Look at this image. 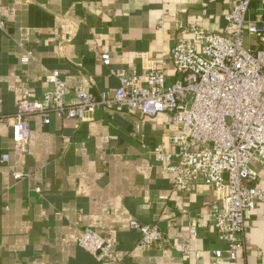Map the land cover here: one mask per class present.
Here are the masks:
<instances>
[{
    "label": "crops",
    "instance_id": "1",
    "mask_svg": "<svg viewBox=\"0 0 264 264\" xmlns=\"http://www.w3.org/2000/svg\"><path fill=\"white\" fill-rule=\"evenodd\" d=\"M238 0H0L7 28L0 30V264H113L98 262L79 246L87 229L114 243L115 264H215L225 250L211 217L221 196L205 185L176 190L154 148L177 151L186 130L168 114L98 109L84 120L30 119L31 137L17 148L11 121L18 102L37 100L46 77L63 72L67 104L77 94H114L111 68L153 70L169 59L183 25L224 33ZM250 18L264 22V0ZM161 22L163 23L161 27ZM174 80V68L168 72ZM8 156L7 162H2ZM254 166L264 173V161ZM24 173L16 180L15 173ZM136 220L158 225L166 243L139 245ZM247 249L238 262L264 264V203L247 213ZM196 237H191L190 230Z\"/></svg>",
    "mask_w": 264,
    "mask_h": 264
},
{
    "label": "built area",
    "instance_id": "2",
    "mask_svg": "<svg viewBox=\"0 0 264 264\" xmlns=\"http://www.w3.org/2000/svg\"><path fill=\"white\" fill-rule=\"evenodd\" d=\"M261 1L238 0L224 15V33L196 24L180 26L169 59L157 69H114L110 54L104 52L103 64L119 82L114 94L81 92L78 104L68 105L63 72L51 71L44 96L18 102L8 120L15 146L24 149L28 144L32 116L50 124L52 115L84 120L98 109L150 117L168 114L186 133L173 138L177 151L154 148L152 154L163 174L173 177L176 190L188 192L205 185L221 193L219 201L225 205L212 204L211 217L226 248L214 252L215 264L240 261L247 249V213L264 203V173L254 166L255 160L264 161V22L250 18L252 5ZM7 25L0 14V30ZM171 68L174 80L167 76ZM5 120L0 118V123ZM8 160L4 156L2 162ZM14 176L22 180L25 174ZM130 228L140 234L142 247L166 243L156 224L133 220ZM190 235L194 238L197 233L191 229ZM79 246L98 262L117 263L114 243L97 230H85Z\"/></svg>",
    "mask_w": 264,
    "mask_h": 264
}]
</instances>
